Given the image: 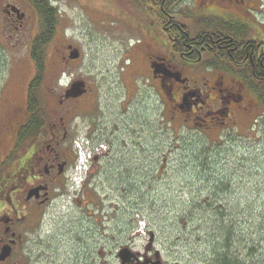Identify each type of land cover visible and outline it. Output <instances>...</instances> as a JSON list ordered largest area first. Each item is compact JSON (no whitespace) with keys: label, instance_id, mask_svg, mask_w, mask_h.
<instances>
[{"label":"rangeland","instance_id":"obj_1","mask_svg":"<svg viewBox=\"0 0 264 264\" xmlns=\"http://www.w3.org/2000/svg\"><path fill=\"white\" fill-rule=\"evenodd\" d=\"M2 1L18 6L25 13V25L14 30L16 23L9 25L0 12V32H4L0 73L6 76L5 69L12 71L15 65L20 66V72L22 68L20 84H12L11 92L17 93L19 104L23 106L28 84L35 74L30 51L34 35L41 31V21L27 0ZM50 1L58 17L54 34L44 48L45 72L39 84L38 99L52 121L58 109L59 93L57 95L55 90L61 92L72 79L86 80L92 88L88 95L90 100L66 105L72 107L74 115H79L77 119L69 117V122L77 124L70 147L73 150L75 141L85 144L87 159L88 155L92 157L99 152L101 143L108 152L96 167L87 164L92 175L87 180L89 192L83 209H78L76 198L55 197L46 210L50 215H45L42 221L41 240L48 244L47 248L53 245L57 252V259L50 250L46 252L47 255L51 252L50 260H64L66 254L75 251L77 242L72 239L75 236L84 238L88 233L90 244L99 241L100 245L103 242L107 245L115 238L121 243L134 239L141 244L149 239L150 229L156 234V247L165 259H177L183 264L213 263L210 238L204 234L205 227L206 230L213 227L212 216H205L200 223L194 218L195 225L184 223L189 219L185 215L189 206L185 201L189 192L199 187V202L207 208V194L213 191L215 180L223 178L229 189L222 197L225 200L216 206L232 209L235 218L231 223L238 226L235 236L253 239L254 251L239 250L236 254L246 264H264V124L260 121L264 120V111L258 112L260 126L254 131L249 130L248 121L241 118L238 126L224 130L216 139L222 149L213 153L209 146L206 150L207 157L211 156V172L206 177L211 184L199 181L194 187L187 186L191 150L207 147L205 142L215 139L189 130L178 121L161 119L158 95L147 80L149 72L143 64L132 61L137 59L136 30L123 18V12L117 10L128 6V0ZM254 2L259 10L255 12V22L264 36V0ZM192 6V0H186L176 9L184 12L192 10ZM135 17L133 24L141 26L142 17ZM14 32L27 33L20 37ZM74 48L79 50L80 56L75 60L67 58L65 62L62 57ZM53 108L57 109L52 111ZM77 150H73L74 159L80 154ZM72 173L70 168L68 179ZM59 188L57 193L63 192L65 184ZM68 189L72 191L68 195L73 197L78 187L69 185L65 192ZM214 193L216 191L211 196ZM209 209L211 211L212 207ZM235 211L240 213L237 215ZM227 223L229 219L225 220ZM197 225L203 226L198 230L199 241L194 239ZM237 244L235 242L234 247ZM110 248L114 251L113 246Z\"/></svg>","mask_w":264,"mask_h":264},{"label":"flooded vegetation","instance_id":"obj_2","mask_svg":"<svg viewBox=\"0 0 264 264\" xmlns=\"http://www.w3.org/2000/svg\"><path fill=\"white\" fill-rule=\"evenodd\" d=\"M254 1L192 0V10L183 12L176 6L186 0H149L146 9L160 11V29L153 16L139 26L133 24L136 17L126 6L117 8L136 30L137 59L132 61L148 70L147 80L158 95L162 120L178 121L210 140L238 126L241 118L248 121L251 130L250 123L264 109L260 99L264 95V36L255 22L259 10ZM17 7L0 0L1 18L9 25L16 23L14 30L25 25V13ZM14 33L21 37L27 32ZM3 35L0 32V46ZM62 58L67 62L68 55ZM5 72L6 76L0 73V264H183L165 259L156 247L155 236L141 244L134 239L121 243L115 238L100 245L99 241L90 244L88 233L84 238H72L77 246L66 259L50 260L51 252L57 259V252L53 245L47 248L42 242L41 224L52 200L62 195L57 190L65 184L74 162L70 142L77 124L69 122V117L79 116L66 105L89 101L92 88L84 80L86 93L65 99V90L79 80L72 79L61 92L55 90L59 95L58 109L52 110L57 109L54 119L50 121L46 115L43 128L26 133L32 121L27 113L31 83L21 106L11 85L20 84L23 70L15 65ZM99 145V157L92 163L95 167L108 153L105 144ZM86 185L75 199L78 209L86 206Z\"/></svg>","mask_w":264,"mask_h":264},{"label":"trees","instance_id":"obj_3","mask_svg":"<svg viewBox=\"0 0 264 264\" xmlns=\"http://www.w3.org/2000/svg\"><path fill=\"white\" fill-rule=\"evenodd\" d=\"M27 1L34 7L39 20L41 21V31L32 39L30 56L35 65V74L30 81L31 91L29 92L27 97V113L29 114L30 118H32V121L28 124L26 133H29L30 131L34 133L36 129L43 128V125L45 123L46 114L45 110H43L41 99H38V89L40 88L39 84L41 83L45 72L44 48L54 34L58 14L56 8L51 4L50 0ZM128 2V6H125L131 14L133 13L135 16H141L143 20L142 22L144 23H148L150 21V16H153V18L151 19L155 21V26L159 27L160 29L162 23V20L159 17L160 11H158L159 14H157L154 12V9L147 10L146 3H149V0H128ZM260 99L264 107V95H260ZM261 111H264V109H261ZM260 116L261 115L259 114L258 117ZM258 117L253 121L252 124L250 123V128L252 131H254L257 126H260ZM262 117L264 118V115ZM260 121H262V124H264V120ZM262 128L264 129V125H262ZM219 142V140H214L213 142H205L207 147H202L200 149L198 147H195L191 150L190 159L192 160L190 161V165L188 166L189 169L186 173V177L188 179L186 182L187 186L194 187L196 182L199 181L202 183L204 182V184L207 185L211 184L209 178H206L207 176H209V172H211V156L207 157L206 154L208 153V151L206 150H209V146H212L211 151L213 153L214 151H217L216 149H222L218 147ZM91 175L89 174V177ZM215 181L216 184L213 187V191H216V193L211 196V193L213 191H210L207 194V208H204L202 203L199 202L197 195V192L200 191L199 187H196L197 191L189 192L188 197L185 201V203H188L189 205L185 212V215L188 216L189 219L187 221H184V223L195 225L196 221L200 223L203 220L204 222L203 218L205 216H212L211 223H213V227H209L210 231L209 228H207L208 230H206L205 227L204 231L205 236H208L210 238L208 243L211 247V261L213 263L209 264H246L245 261L238 255V253L236 254V252H239V250L246 252L254 251V247H251L253 239H242L241 235H234V231L236 233L238 231V226L237 223H231V221H233V219L235 218V216L232 215L233 211H230L232 209H224L220 206H216L220 201L225 200L222 197L228 193L229 188L226 185L227 182H225L226 180L223 178H218ZM86 186L88 188V185ZM209 207H212L211 211ZM239 213L240 212H238L237 215ZM194 218L196 221L194 220ZM226 219H229V223L227 224H225ZM202 228L203 226L201 225H197L194 228V239H196L197 241H199L198 230H201ZM262 231L264 233V229ZM237 238L239 240H237ZM235 242L236 244L238 243L236 247H234Z\"/></svg>","mask_w":264,"mask_h":264},{"label":"water","instance_id":"obj_4","mask_svg":"<svg viewBox=\"0 0 264 264\" xmlns=\"http://www.w3.org/2000/svg\"><path fill=\"white\" fill-rule=\"evenodd\" d=\"M80 56V52L77 48H74L69 53V59H77ZM86 92L85 82L83 80L73 82L68 89L65 90L63 97L66 98H76L81 96ZM96 157L94 158V160ZM152 236V234H151Z\"/></svg>","mask_w":264,"mask_h":264},{"label":"built area","instance_id":"obj_5","mask_svg":"<svg viewBox=\"0 0 264 264\" xmlns=\"http://www.w3.org/2000/svg\"><path fill=\"white\" fill-rule=\"evenodd\" d=\"M75 146L79 149L81 148L80 146V142L79 141H75ZM79 162L77 164V166L74 168L75 169V172H74V176H73V181H74V184L77 186L81 180V171L82 169L85 167L84 166V160H83V153L80 152L79 154Z\"/></svg>","mask_w":264,"mask_h":264}]
</instances>
